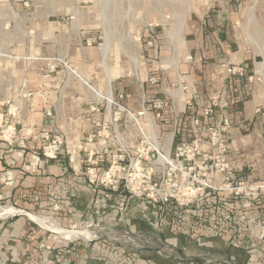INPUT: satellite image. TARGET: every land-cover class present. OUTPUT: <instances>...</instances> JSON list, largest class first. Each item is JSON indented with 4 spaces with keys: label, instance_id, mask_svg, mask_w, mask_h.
<instances>
[{
    "label": "crops",
    "instance_id": "1",
    "mask_svg": "<svg viewBox=\"0 0 264 264\" xmlns=\"http://www.w3.org/2000/svg\"><path fill=\"white\" fill-rule=\"evenodd\" d=\"M25 3L29 5V0L9 2L15 9ZM83 17L67 14L55 18L48 14L43 30L47 36L43 34L39 46L31 52L28 49L24 56L16 47L0 48V102H16L27 91L33 92L17 124L25 144L0 135V207L11 209L7 214L0 211V263L264 264V187L252 195L213 193L204 199L202 208L199 204L187 207L193 214L191 227L204 233L202 242L193 248L201 250L203 261L146 249L127 251L107 239L96 241L95 234L82 240L77 237L82 232L67 237L57 230H89L85 234L92 235L99 223L112 226L118 197L122 201L131 198L94 187L84 170L87 152L103 148L105 125L111 124V134L116 129L122 143L127 130L139 139L134 124L125 126L123 119L112 122L118 110L114 100L140 110L161 94L172 99L179 116L172 110L167 113L174 119L171 131L177 141L193 137V107L186 105V99L192 94L198 107L223 91L227 105L219 114L232 123L228 138L235 172L232 178L247 185L264 184V127L258 120L250 80L225 72L227 65L247 67L248 62L243 52L228 44V38L217 41L198 36L191 46L188 34L186 53L198 57L191 61L187 56L177 67V74L162 73L158 83L149 84L141 67L135 74L137 80L112 74L108 63L112 45L89 44V37H104V32L92 26L83 28ZM4 113L1 107L0 119ZM216 117L203 118L202 124ZM161 127L166 128V124ZM46 131L66 137L63 153L55 158L43 154L42 133ZM99 155L108 159L106 154ZM137 205L144 213L155 210L148 201H138ZM38 215L53 218L60 226L45 223V218L38 222L34 219ZM170 244L185 247L183 243Z\"/></svg>",
    "mask_w": 264,
    "mask_h": 264
},
{
    "label": "rangeland",
    "instance_id": "2",
    "mask_svg": "<svg viewBox=\"0 0 264 264\" xmlns=\"http://www.w3.org/2000/svg\"><path fill=\"white\" fill-rule=\"evenodd\" d=\"M9 2L10 0H0V48L13 46L22 54L28 49L31 52L41 43L43 34L47 36V32L43 30L48 14L55 18L67 14L76 18L85 16L80 21L83 28L93 27L104 32V37H89V44L108 43L107 48L110 44L113 47V54L108 61L112 66V74H124L127 76L125 78L135 79L137 68L141 67L146 72L145 82L149 84L155 75L178 73L177 67L183 59L190 56V53H186L187 45L190 44L188 34H191V46L197 42L198 36L215 38L217 41L228 38V44L243 52L248 62V66L244 67V74L237 76L250 80L258 120L264 127V0H29V5L21 4L18 9ZM156 19L160 25L155 30L161 37V47L158 50L145 42L146 27ZM10 31L13 32L12 35ZM158 97L166 96L161 94ZM9 103L0 102V110L3 107L6 112ZM134 103L137 105V100ZM149 106L150 116L146 120L148 135L169 132L174 121L171 114L155 118L151 105ZM192 107L191 113L196 111V103ZM1 121L2 117L0 126ZM162 123L166 124V128L161 127ZM120 198L116 199L119 207H115L116 211L111 215L112 226L106 227L99 223L93 233L100 236L96 241L107 239L115 247H123L127 251L146 249L149 253L154 251L164 256L173 253L141 246L154 244L151 242L152 235H157L159 242L183 243L185 247H178L186 251L190 249L189 246L192 250L202 242L203 230L191 227L193 214L186 210L188 206H177L170 200L154 204L146 198L131 197L124 198V201ZM138 201L150 202L155 210L141 212ZM199 207L202 208L201 205ZM37 217L45 218L46 223L51 226H60L53 218L41 215ZM34 219L41 222L36 216ZM108 231L118 233L120 237L131 236L133 241L118 239L114 235L102 237ZM137 234H142V238H136ZM66 236L71 237L70 234ZM215 263L218 262L210 264Z\"/></svg>",
    "mask_w": 264,
    "mask_h": 264
},
{
    "label": "built area",
    "instance_id": "3",
    "mask_svg": "<svg viewBox=\"0 0 264 264\" xmlns=\"http://www.w3.org/2000/svg\"><path fill=\"white\" fill-rule=\"evenodd\" d=\"M159 25L156 19L145 30V42L155 50L161 47V37L155 30ZM197 57L191 54L187 58L193 61ZM225 72L243 75L244 67L227 65ZM151 81L158 83L159 77L155 75ZM183 89L188 90V86L184 85ZM32 95V91H27L22 99L9 103L1 121L2 138L19 145L25 144V137L20 133L17 124L20 122L26 99ZM224 95L223 91L219 92L212 95L206 103L200 104L191 113L193 138H180L177 141L171 130L160 135H148L146 124L147 117L150 116L149 105L155 118H162L168 110L179 116L172 99L155 98L140 110L114 100L118 110L112 122L123 119L125 126L134 124L139 139L127 130L126 140L122 143L116 129L111 134V124L105 125L102 150L87 152L84 169L87 180L94 187L109 189L128 197L146 198L154 204L170 200L182 207L198 204L202 206L205 198L217 192L254 194L264 184L247 185L245 181L232 178L235 172L228 143L232 123L228 117L219 114V110L227 105ZM194 104L191 94L186 99V105L192 108ZM215 116L217 117L213 122L202 124L203 118ZM42 136L45 139V156L55 158L63 153L66 143L64 134L46 131ZM101 153L106 154L108 159H102L99 155Z\"/></svg>",
    "mask_w": 264,
    "mask_h": 264
},
{
    "label": "water",
    "instance_id": "4",
    "mask_svg": "<svg viewBox=\"0 0 264 264\" xmlns=\"http://www.w3.org/2000/svg\"><path fill=\"white\" fill-rule=\"evenodd\" d=\"M113 232L108 231L106 232V234H104L102 237L108 238L109 236H113ZM71 235V234H70ZM142 234H137L135 237L138 239L142 238ZM82 240H88L90 237H84V236H77ZM95 238H100V236H96ZM122 239L123 236L121 237ZM125 240V239H124ZM127 241H132V240H127ZM151 242L154 243L152 245H143L141 247L143 248H147V249H152V250H159V251H168V252H172L173 255H177L180 256L183 259H192V260H196V261H203L204 259H202L203 254L202 252H196L193 249L192 250H184L180 247L171 245L169 243L166 242H159V238L157 235H152L151 236ZM231 264H235L233 261H230Z\"/></svg>",
    "mask_w": 264,
    "mask_h": 264
},
{
    "label": "bare ground",
    "instance_id": "5",
    "mask_svg": "<svg viewBox=\"0 0 264 264\" xmlns=\"http://www.w3.org/2000/svg\"><path fill=\"white\" fill-rule=\"evenodd\" d=\"M106 55H107V54H105L104 57H106ZM109 83H110V82H109ZM111 97H112V95H111ZM111 97H110V99H111ZM109 102H110V101H109ZM0 211H1L2 213H4V214H7L8 212L11 211V209H9V208H3V207L1 208V207H0ZM1 212H0V213H1ZM34 217H35V216H34ZM36 218H37L38 220H41V222H44V220H43L42 218L40 219V218L37 217V216H36ZM46 222H47V221H46ZM46 222H45V223H46ZM53 227H56V226L53 225ZM57 230L60 231V232L64 231V233H66V234H68V235H69V234H74L75 232H82V234H81L80 236H84V237H90V236H93V235H94V234L91 235V234H89V233H87V234L83 233V232H85V230L74 231V230H68V229H63V228H61L60 230H59V229H57ZM89 232H90V231H89ZM92 232H93V230H92ZM66 234H65V235H66ZM113 235H114L113 237H115V238H118V239L121 238V237H120V234H118V233H114ZM123 238H124L125 240H132V241H133V239L131 238V236H123Z\"/></svg>",
    "mask_w": 264,
    "mask_h": 264
}]
</instances>
